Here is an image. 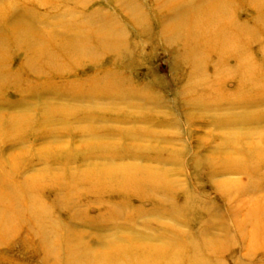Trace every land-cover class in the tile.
Here are the masks:
<instances>
[{"label": "rangeland", "instance_id": "rangeland-1", "mask_svg": "<svg viewBox=\"0 0 264 264\" xmlns=\"http://www.w3.org/2000/svg\"><path fill=\"white\" fill-rule=\"evenodd\" d=\"M183 1L0 0V56L14 74L0 82V177L15 178L20 202L29 188L50 212L44 230L26 213L8 224L0 264H66L78 252L92 264H134L165 251L264 264V236L255 241L264 233V161L252 167L243 155L264 144V104L203 106L207 97L186 92L185 56L211 58L212 71L219 55L196 51L192 34L173 29ZM261 12L248 0L230 10L256 61ZM17 23L41 42L29 55L5 44ZM232 118L245 124L228 125ZM12 160L23 163L8 170ZM124 177L166 187L141 194L114 183ZM115 253L127 257L103 258Z\"/></svg>", "mask_w": 264, "mask_h": 264}, {"label": "bare ground", "instance_id": "bare-ground-1", "mask_svg": "<svg viewBox=\"0 0 264 264\" xmlns=\"http://www.w3.org/2000/svg\"><path fill=\"white\" fill-rule=\"evenodd\" d=\"M235 1L236 0H184L183 4L180 5H182V7H187L185 11H181L180 8H177L179 4L174 6L173 11L176 13V21L173 29L177 31H183L187 35L192 34L190 41L195 39V41L198 42L197 45L193 47V49H197L196 51L199 50L200 52L202 50H207L210 52L207 54L208 56H210L209 54L219 55L217 56L218 60H216L212 71H209V68L205 67L207 63L211 61V58H207L206 61L208 62L204 63V58L198 59L197 56H194V50L191 52V56H185V59H192L191 64L193 66V70L191 72L192 74L188 77L189 83L186 92L194 93V97L199 98V101L202 100L201 97H207L210 103L205 105L202 104L204 101L198 103L203 106H208L209 104H226L227 102H230L232 105L238 106L242 104L244 107H250L252 100H261L262 102L260 104H264V98H262V96H264V56H262L260 60L256 61L257 57L247 56L246 53L244 54L245 43L242 41V38L246 33H249V31L244 30L241 27H237L231 20L230 10ZM248 2L253 5V8L262 10L261 16L259 18L261 21H259V24L264 27V0H248ZM11 8H14V6H11ZM12 11L13 10H9V13H4L8 15L12 13ZM0 14L2 15V13ZM12 28H14L13 31L8 35V37H11H7V40L5 39V44L8 46L24 49L29 55V52L32 50V48L37 47L36 44H38L40 41L37 40L35 35H32L27 29H25L24 26L19 25V23L14 24ZM71 49L72 54H74L75 52L73 48ZM78 53H81V51L79 52V50H77L76 54ZM207 55L205 54V56ZM36 57L37 56H25L24 58L29 61L36 59ZM194 58L197 59L194 60ZM8 60V58L5 59V56H0V82H3V80L6 81L7 79L12 78L14 75L12 72H5V62ZM196 62H199V64H194ZM26 66L27 64L23 66V69ZM58 67L59 66H56L55 68ZM55 68H50L49 72ZM25 69H27V67ZM51 72H53V70ZM207 72L212 74L211 79L209 77L211 74H208ZM19 76H21L20 73L16 72L14 77ZM227 81H229L230 84H227ZM230 91L233 92L231 94L224 93ZM192 100L194 99H188L189 102H192ZM21 123L23 127L24 121ZM229 124L241 126L245 123L243 121H238V119H230L228 125ZM243 155L245 156V159H251L249 161V166L258 167L259 163L264 161V144L260 143L258 146L256 145L252 147L249 151L246 150L245 154ZM22 163L23 162H20L19 160H12L6 164V167L9 170L10 168H15L17 165L21 166ZM8 175H11L9 171ZM87 179V183L92 182L93 184H97L99 181L98 177ZM14 181H16L15 178L9 180L8 176L0 177L1 236L6 235L8 224L11 225L13 220H20L23 217L22 213H26L31 218L33 221L32 224L37 229L36 231L44 230L45 225L50 222V212L42 202L40 203L34 199L35 196L37 197V194L34 193V195L29 188L27 189L30 196L28 199H26L25 196L26 203H23L25 200L20 202V197H22L20 195L23 193L20 189L12 188L10 186ZM114 183L129 190H134L137 188V190L139 189L138 191L140 193L143 192V190H148L150 192L165 190L166 187L156 178L139 180L136 177H124L121 180H115ZM22 203L26 204V206L22 207ZM19 204L21 206H19ZM257 231H260V233L256 234L257 238L255 237V241L257 239H261V237L264 236L262 229L258 228ZM73 242L78 243L71 237L67 238V244L77 247V245L73 244ZM176 251H178L177 253L180 252L178 249ZM189 251L191 252V250ZM147 254L148 253L142 254L143 256L141 258L143 262L135 260L134 258L131 261H134V264H151L166 260L169 264H220L221 262L217 260L218 258H190L191 255L189 254H187V259H184V257L181 256L177 260L174 258V255L168 253L167 251L161 254L153 252L149 256ZM183 255L186 256L185 253H183ZM113 256H119L122 258L127 257L124 254L119 255V253H115L105 255L103 258L107 259ZM207 256L208 255H206V258H208ZM66 259H68L66 264H92V261L95 259V257H88L86 254L78 252L75 253V255L73 253L70 255L67 253Z\"/></svg>", "mask_w": 264, "mask_h": 264}]
</instances>
